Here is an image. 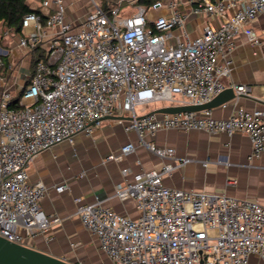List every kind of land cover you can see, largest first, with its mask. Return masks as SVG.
<instances>
[{"label": "built area", "instance_id": "2783aa9c", "mask_svg": "<svg viewBox=\"0 0 264 264\" xmlns=\"http://www.w3.org/2000/svg\"><path fill=\"white\" fill-rule=\"evenodd\" d=\"M78 27L65 20L63 0H44L52 11L42 18L29 13L22 28L31 31L19 46L32 52L47 37L43 55L34 64L19 100L4 88L0 92V237L25 245L27 238L48 233L61 223L40 206L46 191L42 183H28L27 168L41 152L76 135L86 137L105 117L129 115L124 132L157 157L172 159V148L145 140L161 130L232 135L244 132L251 143L250 159L264 153L263 113L239 108L226 119L210 110L137 117L136 109L155 101L170 106L203 105L227 87L232 61L227 55L235 39L244 35L260 46L264 29L252 23L264 17V0H156L148 7L127 0L132 10L121 13L124 0L101 5ZM152 1V0H147ZM189 13L220 20L194 38L182 32ZM165 10L150 16V11ZM46 29V30H45ZM48 30V33L46 32ZM8 32L3 35L7 36ZM4 55H6L4 53ZM2 53L0 68H3ZM238 100L250 93L247 85H232ZM127 143L107 160H121L134 151ZM188 159H180L184 165ZM174 167L140 171L120 183L114 195L135 202L137 218H128L99 202L75 199L76 217L95 238L110 264H248L250 256L264 263V207L249 200L191 193L163 185ZM126 173V170H123ZM64 186L55 187L57 192Z\"/></svg>", "mask_w": 264, "mask_h": 264}, {"label": "crops", "instance_id": "0c3cea01", "mask_svg": "<svg viewBox=\"0 0 264 264\" xmlns=\"http://www.w3.org/2000/svg\"><path fill=\"white\" fill-rule=\"evenodd\" d=\"M42 1L25 0V3L44 18L52 11V5L42 7ZM63 1L65 20L73 27H78L93 8L89 0ZM94 1L105 6L116 5L119 0ZM180 11L188 16L183 30H174L175 41L181 39L182 32L194 38L204 28H216L220 23L216 17L189 13L187 4H183ZM164 13V9L149 12L152 17ZM252 26L257 31L264 29V17H258ZM31 29L21 27V31L14 34L0 26V43L3 45V48L0 46V54L5 61L3 68H0V92L8 87L15 98L24 88V85L18 86V80L29 78L32 72L27 64L31 52L19 46V38ZM4 32H8V35L4 36ZM46 43L47 37H43L39 47L41 51H44ZM234 43V49L227 55L232 66L224 83L227 88L247 85L251 90L236 101L211 109V116L226 119L239 108L259 110L263 113L264 122V39L260 46H253L244 35H240ZM167 106H170L168 102L161 101L141 105L136 109V116L154 114ZM114 116L122 117L123 123L130 120L126 114ZM144 138L159 148H172L174 157H157L139 144L135 133L124 132L122 124L111 119L102 120L89 137L76 135L71 143H61L36 155L27 168L28 183H42L46 187L40 206L47 215L60 218L61 223L46 234L27 238L25 245L72 264H110L108 257L99 250L95 238L76 217L75 199L86 204L99 202L121 216L137 218L135 202L118 199L114 195L116 186L130 181L135 173L159 170L167 164L174 169L170 176L163 178L166 187L249 200L264 207V153L258 159H250L251 143L246 133L235 132L229 136L224 133L209 135L197 131L161 130ZM127 143L134 145L133 152L121 160L106 159L110 154H117ZM180 159L189 161L179 165ZM60 185L64 189L57 192L55 187ZM248 264L264 263L258 257L250 256Z\"/></svg>", "mask_w": 264, "mask_h": 264}, {"label": "water", "instance_id": "95a60500", "mask_svg": "<svg viewBox=\"0 0 264 264\" xmlns=\"http://www.w3.org/2000/svg\"><path fill=\"white\" fill-rule=\"evenodd\" d=\"M235 98L231 88H226L217 95L211 102L203 105L167 106L154 112V114H179L184 112H199L211 110L225 105ZM104 119L121 120L122 117L110 116ZM0 264H72L65 260L56 258L47 253L32 249L26 245L9 242L0 237Z\"/></svg>", "mask_w": 264, "mask_h": 264}, {"label": "trees", "instance_id": "16d2710c", "mask_svg": "<svg viewBox=\"0 0 264 264\" xmlns=\"http://www.w3.org/2000/svg\"><path fill=\"white\" fill-rule=\"evenodd\" d=\"M154 1L156 0H138L137 3L148 7ZM29 13H37V11L30 9L25 0H0V26H4L14 34L21 31L22 20ZM31 55L33 71L35 62L42 57L43 52L37 48L31 52ZM19 97L15 98L14 103L19 100Z\"/></svg>", "mask_w": 264, "mask_h": 264}, {"label": "rangeland", "instance_id": "374dc122", "mask_svg": "<svg viewBox=\"0 0 264 264\" xmlns=\"http://www.w3.org/2000/svg\"><path fill=\"white\" fill-rule=\"evenodd\" d=\"M99 2H103V0H101V1H99ZM132 8H133V7H132V6L130 7V6L128 5V3H123V5L121 6V13H124L125 11L132 10ZM0 46L3 48L2 43H0ZM32 55H33V54H32ZM32 55H31V56H32ZM31 56H30V58H29L27 64L30 65L31 68H32V58H31ZM33 56H34V55H33ZM2 61L5 62L3 59H2ZM23 83H24L23 80H18V86H19V87L22 86Z\"/></svg>", "mask_w": 264, "mask_h": 264}, {"label": "flooded vegetation", "instance_id": "af4514ba", "mask_svg": "<svg viewBox=\"0 0 264 264\" xmlns=\"http://www.w3.org/2000/svg\"><path fill=\"white\" fill-rule=\"evenodd\" d=\"M27 80H28L27 77L23 79V81H24V84H23V85H24V86H25V83L27 82ZM24 86H23V87H24Z\"/></svg>", "mask_w": 264, "mask_h": 264}]
</instances>
